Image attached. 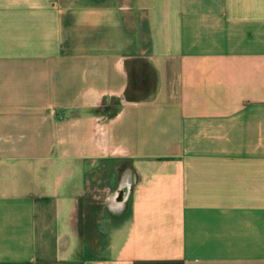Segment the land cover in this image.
<instances>
[{"label": "crops", "instance_id": "0c3cea01", "mask_svg": "<svg viewBox=\"0 0 264 264\" xmlns=\"http://www.w3.org/2000/svg\"><path fill=\"white\" fill-rule=\"evenodd\" d=\"M0 264H264V0H0Z\"/></svg>", "mask_w": 264, "mask_h": 264}]
</instances>
